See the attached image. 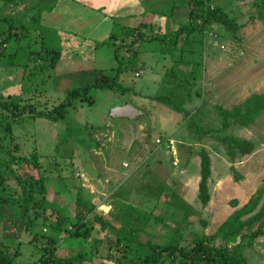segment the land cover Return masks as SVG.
<instances>
[{
    "label": "rangeland",
    "instance_id": "obj_1",
    "mask_svg": "<svg viewBox=\"0 0 264 264\" xmlns=\"http://www.w3.org/2000/svg\"><path fill=\"white\" fill-rule=\"evenodd\" d=\"M260 1L212 0L241 25L236 33L215 26L213 32L217 35V43L209 39L201 43V37L195 34V39L184 47L183 53L170 56L160 53L164 46L157 40L140 41L132 48L139 51L137 69L125 70L124 75H120V82L130 90L124 95L110 89H93L89 92L93 100L91 106L75 100L64 119L58 122L33 115L19 117L12 124L20 148L17 154L29 157L37 153L43 168L55 160L62 176L68 179L66 184V180L56 179V172L50 171L52 179L45 182L47 201L58 210L59 203L64 205L59 211L70 215L74 212L76 186L81 184L83 193L88 191L87 199L95 206L94 212L116 228L119 224L114 217L119 215L121 208L130 205L144 213L146 220L137 224L139 240L160 245L169 241L186 245L195 236L212 237L236 209L262 189L255 213L264 202V112L247 128L230 122L226 129L216 130L221 129L218 108L230 111L250 95L264 94V14L261 15L255 6ZM91 2L93 0L85 3L56 0L0 2L1 16L9 18L16 26L19 23L33 25L31 19L38 14L39 8L42 11L37 31L19 34L20 40L7 42L5 48L0 45L1 100L34 105L36 110H49L64 99L66 88L91 84L96 71L114 75L117 67L114 48L118 49L119 59L126 57L128 52L118 48L120 41L111 39L112 34L120 37L122 32L127 36L129 24L138 26L140 22L147 25V36L151 34L162 39L173 33L169 32L171 26L165 25L163 14L104 19L102 16L106 17L110 2L103 0L106 5H102L100 11L94 10ZM181 4L175 2V5ZM52 5L54 8L48 11ZM90 16L95 20L88 22L86 19ZM98 16H101L100 22ZM153 18L162 22L163 28L157 23L151 27ZM2 28L6 29V25ZM129 41L125 40V43ZM41 44L60 52L59 63L54 69H37L39 62L33 61L31 52L38 53ZM12 52L16 54L8 60L6 57ZM208 52L220 62L208 60ZM180 55L184 60L191 57L201 61L204 68L197 82L201 96L193 97L188 103L187 108L191 111L188 117L152 98L162 91L165 72ZM41 57L45 59L43 55ZM70 66L73 69H67ZM138 72L141 73L135 76ZM125 101L144 116L134 120H110L107 117L109 109ZM3 117H0V127L4 125ZM224 136L252 141L253 151L230 161L225 154V145L220 141ZM2 137L0 130V161H7L8 153L13 150ZM202 148L211 160L210 200L206 206L197 199L198 152ZM173 160L177 161V166L172 164ZM231 167L242 177L238 182L233 181ZM18 173L37 177V171L27 165H23ZM5 185L3 191L6 194L19 191L13 179ZM146 185H173L177 194L191 206L192 214L184 217L181 211L149 198L145 194ZM234 200L236 206L231 204ZM47 230L45 234L38 222L33 225L30 231L39 238V242L33 244L29 230L21 233L20 253L13 259V264L36 262L42 254L40 240L56 235L50 226ZM58 239L57 255L60 257L73 255L87 245L82 240L68 239L63 232L59 233ZM107 240L99 247L101 256L106 254ZM6 242L12 248L17 246L15 240ZM242 254L247 264H264V235L256 238L252 247L244 248Z\"/></svg>",
    "mask_w": 264,
    "mask_h": 264
},
{
    "label": "trees",
    "instance_id": "obj_2",
    "mask_svg": "<svg viewBox=\"0 0 264 264\" xmlns=\"http://www.w3.org/2000/svg\"><path fill=\"white\" fill-rule=\"evenodd\" d=\"M12 1L0 0L2 3ZM57 1L76 2L77 0ZM180 2L189 10L188 22L185 25H181L169 36L164 35L162 39L151 36V34L150 37L147 36L148 31L145 23H140L132 29L128 28L127 36H124L122 32L120 37L112 34L111 39L120 41L118 48L122 47L123 50L128 52L126 57L124 55L119 59L116 53L118 49L114 48V59L117 62V67L113 71L114 75L105 74L100 70L96 71L95 80L91 84L66 88L64 99L51 109L36 110L34 105H21L18 102L0 99V117L1 115L4 116L2 119L4 125L0 127L3 132L2 138L8 140L13 150V152L8 153L9 160L0 161V264H13V259L20 253L21 233L25 230L30 231L37 222L43 226L45 234L48 233L47 227L50 226L56 235L52 234L40 240L41 245L39 246L42 254L32 264H247L242 254L243 249L252 247L253 241L264 235V202L253 213L260 204L262 189H259L255 193L256 195L251 197L245 205L236 209L212 237L195 236L186 245L180 244L179 241L176 243L169 241L162 245L149 241L142 243L138 237L140 229L137 224L146 220L144 213L137 211L130 205L121 208L119 215L114 217V220L119 224V227L116 228L103 216L94 212V204L87 199V193L85 191V194L83 193L84 189L79 184L76 186L75 191L74 212L70 214L72 216L65 215L59 211L60 209L54 208L47 201L45 182L49 178L52 179L50 171L56 172V179L66 180L67 184L68 179L62 176V170L58 167L57 162L54 160L48 167L43 168L40 155L37 153L31 154L29 157L17 154L20 148L13 134L12 124L19 117L33 115L51 122H58L64 119L65 113L72 107V102L75 100L91 106L93 100L89 96V92L93 89H110L119 91L122 95L130 91L128 87L122 85L119 78L120 75L125 73V70L135 71L137 69L139 51L137 48H132L137 47L140 41L157 40L164 46L159 50L161 54L174 56L176 52L183 53L184 47L191 44L192 40L195 39V34L201 37L200 41L202 43V41L204 42L203 32H213L215 26L221 27L230 33H236L241 27L229 18L219 6H215L212 0H180ZM255 6L258 7L261 15L264 14V0L256 3ZM53 8L52 5L47 10L51 11ZM41 12L39 8L38 14L31 19L34 23L31 26H26L23 23L16 26L9 18L0 14L1 47L5 48L6 43L11 40L16 43L19 34L23 36L25 33L37 31ZM4 25H6V29L2 28ZM129 39L130 41L126 44L125 40ZM12 53L7 55L8 60H11L16 54ZM31 55H34L31 56L33 61L39 62L37 69L42 71L54 69L60 60L59 51L43 47V44L40 45L38 53L31 52ZM203 69L201 61L195 59L184 60L183 55H180L173 60L172 66L166 70L162 91L154 95L153 100L165 104L175 113L190 116L191 111L187 106L193 100V97L199 98L201 96L197 82ZM217 110L221 119V129L216 130V132L226 129L230 122L247 128L264 112V94H252L230 111L221 108ZM220 141L225 145V154L230 161H234L237 156L249 155L254 148L252 141L237 137L224 136L220 137ZM198 156L197 199L202 206H206L210 200L208 181L211 177V160L209 154L203 148L199 150ZM22 164L33 167L37 171V177L20 175L18 171L22 168ZM231 170L234 182L242 179L233 167H231ZM11 179L15 181L19 191L9 195L6 194V191H3V188ZM172 186L146 185L145 194L151 199L181 211L184 217H188L192 214L191 206L177 194ZM231 204L236 206L237 201L234 200ZM47 211L50 212L46 214ZM62 232L67 234L68 239L82 240L87 245L85 244V247L73 255L58 256L57 251L60 245L58 236ZM93 232L96 236L93 235ZM30 233L32 232L30 231ZM99 234L105 238H101ZM31 236V244L39 242L36 234L32 233ZM106 239H108L106 254L101 256L99 247ZM9 240H15L17 246L13 248L9 246L6 242ZM216 240L220 243H216ZM35 245L38 246V244Z\"/></svg>",
    "mask_w": 264,
    "mask_h": 264
},
{
    "label": "crops",
    "instance_id": "obj_3",
    "mask_svg": "<svg viewBox=\"0 0 264 264\" xmlns=\"http://www.w3.org/2000/svg\"><path fill=\"white\" fill-rule=\"evenodd\" d=\"M88 1H91V0H88ZM102 1L103 0H93V2H91L93 4V9L96 11L102 10L103 9L102 5H106V3L102 2ZM108 1L110 2V7H109V10H107L106 17L101 15L104 19H108V18L111 19L110 17L119 19V17H122V15L136 18L137 16H139V17L140 16H148L150 14H155V13L156 14H163L166 16L165 25H167L169 27L171 26V28H172V29H170L169 32L176 31L181 25L186 24L188 22V15H189L188 8L184 4L175 5L174 0H108ZM177 1L180 2V0H177ZM77 2L85 3V2H87V0H77L76 3ZM175 2H176V0H175ZM171 9H172L171 13L166 14ZM93 16L88 17L86 20L88 22L94 21L95 18ZM101 16L96 17V18H98L99 22L101 21V19H100ZM167 17H169V18H167ZM147 20L148 19H146V21ZM140 23H145V22H140ZM154 23H157L158 26H161V28H163L162 22H161V24H162L161 25L160 22H158V20L156 18L152 19L151 27L154 25ZM128 27L129 28H135L137 26H135V23H131V24H129ZM189 52H192V51L190 50ZM204 53L205 52H203V54ZM211 53L212 52H208V54H209L208 60H210L211 62L219 63L220 62L219 59H217L215 61V57L210 56ZM188 55H190V54L188 53ZM212 57L214 59H211ZM187 60H194V59L191 57L190 58L188 57ZM58 63H57V65H58ZM75 66H74V68H75ZM67 69H73V68H71V66H70V68H67ZM123 75H124V73H123ZM121 80H122V78L120 76L119 81H121ZM209 157H210V155H209ZM87 193H88V191H87ZM87 196H88V194H87ZM58 206H60V209H61V208H63L64 205L59 203Z\"/></svg>",
    "mask_w": 264,
    "mask_h": 264
},
{
    "label": "water",
    "instance_id": "obj_4",
    "mask_svg": "<svg viewBox=\"0 0 264 264\" xmlns=\"http://www.w3.org/2000/svg\"><path fill=\"white\" fill-rule=\"evenodd\" d=\"M143 113L133 107L128 101L121 105L109 109L107 117L110 120H134L135 118L143 117Z\"/></svg>",
    "mask_w": 264,
    "mask_h": 264
},
{
    "label": "built area",
    "instance_id": "obj_5",
    "mask_svg": "<svg viewBox=\"0 0 264 264\" xmlns=\"http://www.w3.org/2000/svg\"><path fill=\"white\" fill-rule=\"evenodd\" d=\"M203 37H204V40L205 39H209V40H212V41H216L215 43H217V35L214 34L213 32H210V31H204L203 32ZM141 72H138V73H135V76H138ZM173 155H175V153L173 152L172 153ZM172 164L174 166H177V161L176 160H173ZM124 168L127 167V164H123Z\"/></svg>",
    "mask_w": 264,
    "mask_h": 264
}]
</instances>
